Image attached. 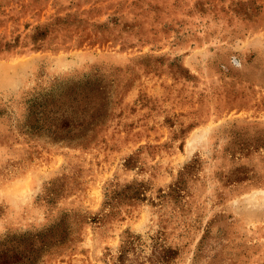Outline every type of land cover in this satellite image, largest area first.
<instances>
[{"label":"rangeland","instance_id":"374dc122","mask_svg":"<svg viewBox=\"0 0 264 264\" xmlns=\"http://www.w3.org/2000/svg\"><path fill=\"white\" fill-rule=\"evenodd\" d=\"M0 264H264V0H0Z\"/></svg>","mask_w":264,"mask_h":264}]
</instances>
